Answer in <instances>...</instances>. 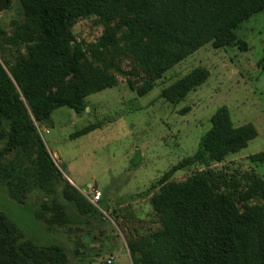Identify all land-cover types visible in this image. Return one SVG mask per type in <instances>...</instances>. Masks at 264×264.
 Wrapping results in <instances>:
<instances>
[{
  "label": "trees",
  "instance_id": "16d2710c",
  "mask_svg": "<svg viewBox=\"0 0 264 264\" xmlns=\"http://www.w3.org/2000/svg\"><path fill=\"white\" fill-rule=\"evenodd\" d=\"M17 1L24 19L16 36L25 44L26 56L9 73L0 64V123L7 126L0 159L15 150L33 156L32 163L58 180L66 200L92 212L94 207L64 179L35 127L61 107L80 115L86 97L115 85L107 65L88 63L71 27L97 17L104 26L97 50L129 55L146 80L138 88L130 80L127 84L143 96L154 81L206 44L245 51L236 30L264 12V0ZM258 66L264 70V49ZM208 76L205 69H194L164 88L160 97L178 103ZM210 124L194 154L154 184L158 192L150 200L151 223L159 227L128 240L132 264H264V181L254 173L238 177L211 169L213 163L245 148L257 131L251 124L234 127L224 106ZM248 159L262 164L264 151ZM196 165L203 170L185 181H170L176 172ZM0 264H68V259L58 247L37 248L22 241L16 226L0 213Z\"/></svg>",
  "mask_w": 264,
  "mask_h": 264
},
{
  "label": "rangeland",
  "instance_id": "374dc122",
  "mask_svg": "<svg viewBox=\"0 0 264 264\" xmlns=\"http://www.w3.org/2000/svg\"><path fill=\"white\" fill-rule=\"evenodd\" d=\"M17 0L0 13V64L9 73L26 56L25 44L16 36L23 23ZM97 17L77 21L70 29L74 42L91 66H106L112 88L84 99V111H53L36 124V133L64 179L89 203L92 191L101 193L95 212L79 209L66 200L58 180L50 178L33 156L15 150L0 159V213L37 248L58 247L68 264H132L129 239L159 227L151 223L154 184L182 159L192 156L210 119L226 107L234 127L251 124L257 137L236 153L226 155L211 169L241 177L254 173L264 181V163L249 156L264 151V70L258 61L264 49V12L244 21L236 30L245 43L214 49L206 44L154 81L140 96L136 88L146 78L128 55L101 54L97 42L103 32ZM208 71L205 82L178 103L160 97L161 91L194 69ZM135 70L137 75H128ZM7 126L0 123V151ZM203 170L196 165L176 172L171 182H182Z\"/></svg>",
  "mask_w": 264,
  "mask_h": 264
},
{
  "label": "built area",
  "instance_id": "2783aa9c",
  "mask_svg": "<svg viewBox=\"0 0 264 264\" xmlns=\"http://www.w3.org/2000/svg\"><path fill=\"white\" fill-rule=\"evenodd\" d=\"M100 198H101V193L94 190V191H92L90 197L88 198V201L93 206H97V204L99 203ZM106 263L110 264L111 261L107 260Z\"/></svg>",
  "mask_w": 264,
  "mask_h": 264
},
{
  "label": "water",
  "instance_id": "95a60500",
  "mask_svg": "<svg viewBox=\"0 0 264 264\" xmlns=\"http://www.w3.org/2000/svg\"><path fill=\"white\" fill-rule=\"evenodd\" d=\"M8 6V0H0V13Z\"/></svg>",
  "mask_w": 264,
  "mask_h": 264
}]
</instances>
